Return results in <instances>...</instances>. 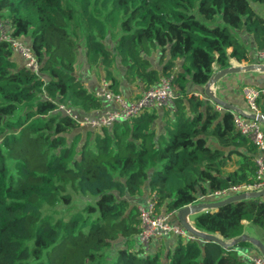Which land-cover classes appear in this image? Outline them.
I'll list each match as a JSON object with an SVG mask.
<instances>
[{
    "label": "trees",
    "instance_id": "trees-1",
    "mask_svg": "<svg viewBox=\"0 0 264 264\" xmlns=\"http://www.w3.org/2000/svg\"><path fill=\"white\" fill-rule=\"evenodd\" d=\"M0 16L39 62L35 72L0 40V264H245L240 250L254 246L246 240L224 247L176 236L172 247L145 249L137 205L155 195L157 210L170 212L255 181L256 146L232 111L195 94L215 66L250 58L239 31L264 49V15L251 0H0ZM81 37L86 62L115 92L118 63L141 91L170 76L173 108L80 126L60 103L79 114L108 104L76 74ZM258 104L264 113V95ZM74 196L90 201L75 209ZM193 221L227 240L248 221L264 243V195Z\"/></svg>",
    "mask_w": 264,
    "mask_h": 264
},
{
    "label": "built area",
    "instance_id": "built-area-1",
    "mask_svg": "<svg viewBox=\"0 0 264 264\" xmlns=\"http://www.w3.org/2000/svg\"><path fill=\"white\" fill-rule=\"evenodd\" d=\"M0 40L8 41L13 50L24 61L25 65L39 71V62L29 44L14 37L7 29L0 30ZM258 56L264 58V49L258 50ZM95 94L105 99L109 106L94 113H77L73 107L60 103L58 109L65 111L73 117L80 126L89 128H101L110 126L117 121H129L140 114L144 109L164 107L171 109L174 106L176 92L173 89L171 77H161L158 84L142 90L135 99L125 97L122 93L115 92L107 79L100 82ZM198 95V93H195ZM242 95L248 109H232L234 124L237 130L246 136L256 146L255 154V181L230 185L200 197L201 201H214L228 195L242 191L260 190L264 188V129L261 115L263 114L258 100L264 95V85L255 87L250 84L242 86ZM221 107V106H219ZM139 232L138 242L147 250L153 242L159 243L166 237L181 236L188 240L203 241L197 235L187 231L181 224L173 223L171 215L178 210L161 212L156 208V196H147L143 202L138 203ZM190 220V219H189ZM191 221V220H190ZM191 223L194 224L193 221ZM245 257V264H264V256L257 246L240 250Z\"/></svg>",
    "mask_w": 264,
    "mask_h": 264
},
{
    "label": "crops",
    "instance_id": "crops-1",
    "mask_svg": "<svg viewBox=\"0 0 264 264\" xmlns=\"http://www.w3.org/2000/svg\"><path fill=\"white\" fill-rule=\"evenodd\" d=\"M238 35L242 42H244L249 49L250 58L248 60H238L236 58H231L230 67H233L237 70L216 79L215 83L211 85V89L216 92L221 98L233 104L236 108L248 109L247 103L242 95V86L245 84H250L255 87L264 85V58H260L258 56V49L250 34L244 31H239ZM26 42L27 44H29V41L26 40ZM228 50H231V48H228ZM156 54L157 55L155 56H158V53ZM120 65L121 64L119 63L115 65L119 68V73L115 72V66H113L112 69L116 77L122 78L121 92L125 97L135 99L140 95L141 88L138 87V84L130 82L123 78V70ZM219 70L220 69L215 66V73ZM76 74L78 78L89 88V90L94 92L99 88L100 82L105 79L104 71L102 68L97 69L94 66H90L86 62L85 53L80 54L77 57ZM204 87L202 89L195 90V93H198V95L202 98H206L203 90ZM108 106L109 103L107 104V107ZM215 107H217L218 109L223 108L222 106L219 107L217 104H215ZM189 219L193 221V215L190 216ZM170 220L173 223H179L175 214L171 215ZM245 223L247 224L245 233H248L249 235L261 240L260 236L262 232L248 223V221H245ZM175 240L176 237L171 236L164 238L159 243L153 242L150 250L153 251L156 249V247L163 244L165 245V249H167L168 247H172L175 244Z\"/></svg>",
    "mask_w": 264,
    "mask_h": 264
},
{
    "label": "water",
    "instance_id": "water-1",
    "mask_svg": "<svg viewBox=\"0 0 264 264\" xmlns=\"http://www.w3.org/2000/svg\"><path fill=\"white\" fill-rule=\"evenodd\" d=\"M262 66V65H260ZM237 69L233 67L223 68L220 69L218 72L214 73L211 78L207 81L204 87V94L205 97L210 99L213 103L217 104L218 106H222L225 109L232 110L236 108L233 104L229 103L225 99L221 98L220 96L216 95V93L211 89L210 85L213 82V80H216L228 73H232L236 71ZM261 119L264 122V113L261 115ZM264 195V188L260 190H252V191H242L239 193H234L231 195H228L224 198L214 200V201H199L196 203H191L188 205L183 206L177 211V219L179 224H181L187 231L197 235L203 241H215L219 244H221L224 247H229L231 244L239 242V241H250L253 243L254 246H257L261 253L264 256V243L260 239H257L248 233H243L233 239L231 241L224 239L220 234L218 233H210L203 230L198 229L191 221L189 220V217L207 209H217L220 206H223L225 204L246 199V198H252V197H260Z\"/></svg>",
    "mask_w": 264,
    "mask_h": 264
},
{
    "label": "rangeland",
    "instance_id": "rangeland-1",
    "mask_svg": "<svg viewBox=\"0 0 264 264\" xmlns=\"http://www.w3.org/2000/svg\"><path fill=\"white\" fill-rule=\"evenodd\" d=\"M251 5L253 6V8L260 14L264 15V4L255 2L251 0ZM6 29V22L3 16H0V30L3 31ZM25 41V40H24ZM83 44H84V38L81 37L80 39H78V55L80 54H84V49H83ZM115 72L119 73V68L117 66L114 67ZM142 91H140L141 93ZM216 93V92H215ZM216 95H218L216 93ZM219 96V95H218ZM71 137V136H70ZM90 200L86 197H81V196H74L73 199V205L74 208L77 209L79 206H82L84 204H87ZM177 215V214H175ZM257 227V226H256ZM258 229V227H257ZM231 241V240H229Z\"/></svg>",
    "mask_w": 264,
    "mask_h": 264
},
{
    "label": "bare ground",
    "instance_id": "bare-ground-1",
    "mask_svg": "<svg viewBox=\"0 0 264 264\" xmlns=\"http://www.w3.org/2000/svg\"><path fill=\"white\" fill-rule=\"evenodd\" d=\"M213 83H215V80H213V82L211 83V85H212ZM211 85H210V87H211Z\"/></svg>",
    "mask_w": 264,
    "mask_h": 264
}]
</instances>
